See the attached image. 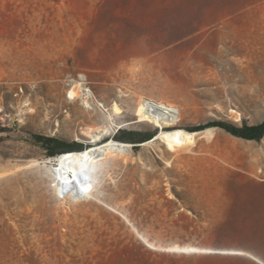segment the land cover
Here are the masks:
<instances>
[{
    "label": "rangeland",
    "instance_id": "1",
    "mask_svg": "<svg viewBox=\"0 0 264 264\" xmlns=\"http://www.w3.org/2000/svg\"><path fill=\"white\" fill-rule=\"evenodd\" d=\"M263 65L264 0H0V264H259L214 251L264 260V138L206 127L215 135L192 152L125 142L130 161L99 168L98 198L79 202L56 197L53 176L32 162L55 157L34 135L86 148L115 102L117 123L135 119L140 96L178 106L176 128L261 123V84L241 71ZM72 79L105 109L70 101ZM119 130L112 138L161 128ZM174 244L207 251L163 248Z\"/></svg>",
    "mask_w": 264,
    "mask_h": 264
},
{
    "label": "bare ground",
    "instance_id": "2",
    "mask_svg": "<svg viewBox=\"0 0 264 264\" xmlns=\"http://www.w3.org/2000/svg\"><path fill=\"white\" fill-rule=\"evenodd\" d=\"M241 72L246 80L245 82L256 81L261 84L260 93L261 96L264 97V65L260 74H256L252 70L246 72L244 68ZM77 87L71 91L73 96L79 95L81 84ZM100 104L102 103L98 101L95 105H91L95 108H99L101 106ZM102 105L105 109V105ZM2 111V108H0V113ZM122 113V108L115 102L109 114L105 117L104 125L90 128L87 131V136L90 139L89 142H94L95 144H91L81 151L64 152L47 161L32 162V164L44 166L47 172L53 176L52 186L56 197L63 191H66L65 196L74 202L98 198L95 195L97 190L95 185V173L98 169L105 167L109 161L117 162L122 160L127 163L131 159L133 144L112 138V135L119 129L122 130L130 125H148L161 128L150 142L143 143L142 145L147 146L159 141L162 142L171 153H179L181 151L192 152V147L195 145L197 137L204 136L212 138L217 131V128H207L204 131L197 132H192L184 128H176L183 119V112L181 109L168 101L156 100L144 96H140L137 102L134 113L135 119L117 123L115 118ZM232 113L235 114L237 121L241 120L242 116L240 113L235 110H232ZM172 127L174 128L169 130L166 129ZM125 219L146 246L151 248H162V246L156 245L143 235L129 218ZM163 248L171 253L207 251L206 248L181 246L178 244ZM214 252H221V254L225 255L233 253L234 255L246 256L259 264H264V260L261 257L245 250H215Z\"/></svg>",
    "mask_w": 264,
    "mask_h": 264
},
{
    "label": "trees",
    "instance_id": "3",
    "mask_svg": "<svg viewBox=\"0 0 264 264\" xmlns=\"http://www.w3.org/2000/svg\"><path fill=\"white\" fill-rule=\"evenodd\" d=\"M206 127H220L228 133L246 140L261 141L264 138V120L255 125H249L247 122H244L241 126L226 121H212L205 127H194L189 131L197 132ZM141 136L142 135L134 131H121L119 135L115 136V139L122 142L141 143L139 140H144L145 138H147L145 140H151L155 135L152 136V134H147L143 135V137ZM34 139L38 144L46 149L49 157H53L64 152L81 151L84 149V145L82 143L69 142L62 138L34 135Z\"/></svg>",
    "mask_w": 264,
    "mask_h": 264
},
{
    "label": "built area",
    "instance_id": "4",
    "mask_svg": "<svg viewBox=\"0 0 264 264\" xmlns=\"http://www.w3.org/2000/svg\"><path fill=\"white\" fill-rule=\"evenodd\" d=\"M74 81V79H72L70 82H69V84L68 85H70L71 86V88H70V90L68 91V93H67V98L70 100V101H76V100H80V101H82L83 102V104L87 107V108H89L90 110H91V108L86 104V103H84L85 101H88L89 103H91L92 105H95L97 102H98V98H97V96L95 95V93L93 92V90L91 89V87H89V86H86V87H84L83 88V90L80 92V95L79 96H73L72 94H71V91H72V89L74 88V86L75 85H71V83ZM77 85V84H76ZM85 100V101H84ZM100 101V100H99ZM103 103V102H102ZM101 106V108L102 109H104V107H103V105L102 104H100ZM98 108L99 109V111H101V108Z\"/></svg>",
    "mask_w": 264,
    "mask_h": 264
},
{
    "label": "water",
    "instance_id": "5",
    "mask_svg": "<svg viewBox=\"0 0 264 264\" xmlns=\"http://www.w3.org/2000/svg\"><path fill=\"white\" fill-rule=\"evenodd\" d=\"M91 144H95V143L93 142V143H91Z\"/></svg>",
    "mask_w": 264,
    "mask_h": 264
}]
</instances>
